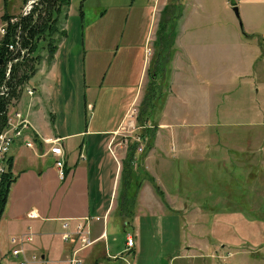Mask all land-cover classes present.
<instances>
[{
  "label": "rangeland",
  "instance_id": "374dc122",
  "mask_svg": "<svg viewBox=\"0 0 264 264\" xmlns=\"http://www.w3.org/2000/svg\"><path fill=\"white\" fill-rule=\"evenodd\" d=\"M254 1L215 0L214 60L210 63L213 76L208 81V101L198 93L197 99L177 110V118L182 120L179 127L187 135L177 161L181 168L179 192L192 210L183 221V236L190 232L195 239V253L207 255L187 260V264H264V5ZM23 4V0H0V13L18 12ZM177 15L176 7L166 6L162 11V0H70L67 15H61L59 22L64 35L60 40L56 36L57 44L63 40L56 53L57 70L46 75L51 62L43 59V71H37L27 83L36 87L44 83V89H39L42 96H52V106L47 100L43 103L51 129L85 128L94 114L96 122L110 126L123 112L126 96L132 97L136 89L142 93L147 89L148 93L147 78L142 81L143 76L139 77L142 58H152L150 71L154 69L160 37L165 35L163 27ZM178 27L167 35L173 42ZM101 41L102 49L97 46ZM45 42L40 41L28 59L37 54L46 57ZM97 55L104 59L99 68L90 62ZM32 64L38 63L27 62ZM158 77L156 82H161ZM160 84L161 94L158 88L153 92L154 97L164 98L151 116L156 122L171 79L165 78ZM99 87L101 98L96 108L87 109L85 94L92 97ZM143 103L129 108L115 141L129 136L130 143L139 135L138 115L148 106V102ZM205 121L207 124H203ZM175 146L178 148L177 142ZM126 149L123 143L113 151L121 160ZM25 227L22 222L0 223V264H16L10 256L8 239L27 231ZM34 227L31 225L33 234L37 229ZM128 233L133 235L131 226L117 228L114 235L110 234L111 244L122 245ZM34 244L40 246L36 234L26 249ZM228 251L231 256L218 257ZM181 261L167 257V264Z\"/></svg>",
  "mask_w": 264,
  "mask_h": 264
},
{
  "label": "crops",
  "instance_id": "0c3cea01",
  "mask_svg": "<svg viewBox=\"0 0 264 264\" xmlns=\"http://www.w3.org/2000/svg\"><path fill=\"white\" fill-rule=\"evenodd\" d=\"M23 1L18 12L0 13V25L3 23L1 16L4 13L10 16L21 13L29 0ZM254 3L264 5V0H255ZM225 4L229 2L225 1ZM166 6L176 7L178 15L163 27L165 35H162L159 46V42L157 43L159 50L154 60V69L150 71L153 59L146 60L143 57L139 73L140 79L143 76L142 81L147 78V84L154 82L156 86L158 83L156 91L160 94V83L165 78L171 79L169 94L160 117L156 118L157 122L152 121L151 116L164 98L154 97V93H147V89L143 93L136 89L129 99L126 96L123 112L110 126L103 127V124L96 122L94 114L85 128L73 131L51 129L52 124L43 103L47 100L52 106L53 100L51 95L49 98L42 96L44 83L37 87L30 86L34 91L30 96L25 91V87L29 86V78L18 97L12 100L10 110H18L27 116L31 127L23 137L15 140L9 152L12 172L17 178L10 187L0 223L3 220L10 223L22 222L30 231L34 224L40 246L34 244L27 249L25 246V251L27 255L39 254L41 264H67L66 260L78 245V239L74 236L69 243L62 241V222L70 219L73 228V219L84 216H98L100 220L92 222L91 233L95 242L82 251V264H167V257H170V261L182 260L178 264H187V260L207 256L195 253V239L190 232L183 236V221L188 219L186 216L192 210L179 192L181 168L177 161L187 135L179 127L182 120H178L177 110L197 99L198 93H202L205 102L208 101V81L213 76L210 63L214 60L211 54L215 46L216 27L212 16L215 0H162V11ZM175 27H178V32L173 42L167 35ZM62 41L57 44L46 75L57 70L56 61L59 58L56 53ZM131 45L134 46H128ZM97 46L102 49V41ZM43 59L46 60V57L35 64L36 71L33 75L37 71H43ZM133 61L138 62V57ZM90 62L92 66L99 68L104 59L97 55ZM112 64L111 61L109 67ZM160 70L163 79L156 82L154 73ZM100 98V87L92 97L85 94L86 108L94 110ZM89 100L93 102H88ZM142 101L148 102L144 110H151L148 115L145 114L147 117L143 118V122L137 120L140 129L137 137L141 140L139 145L142 146V151L136 148L134 155L139 153L140 156L130 163L126 161L129 136L115 141L116 134L124 123L129 108ZM53 118L51 111L52 121ZM40 137L60 138L66 173L63 179H60L54 167L53 156L46 154L48 145L41 142ZM25 139L33 140V148L24 144ZM149 141L152 146L146 150ZM174 142H177L178 148L174 147ZM123 143L127 149L124 157L119 160L113 150ZM31 211L35 214L34 217H27V213ZM127 226L133 229L134 246H126V237L122 245L111 244L110 234L114 235L117 228L124 230ZM114 241L116 240L112 239Z\"/></svg>",
  "mask_w": 264,
  "mask_h": 264
},
{
  "label": "built area",
  "instance_id": "2783aa9c",
  "mask_svg": "<svg viewBox=\"0 0 264 264\" xmlns=\"http://www.w3.org/2000/svg\"><path fill=\"white\" fill-rule=\"evenodd\" d=\"M158 1V0H155ZM40 0H29L23 7L21 13L19 15L10 16L6 21H4L0 25V35H5L7 31V27L9 25H18L17 31L18 34L15 37V41L12 43H8L7 49L11 53V59L8 62V69L6 72V79L4 84L0 87V95H4L5 97L9 94V88L6 83L9 75V68L13 63L22 62L30 56L29 48L22 46V38L20 36V21L23 16H26L31 9L38 5ZM25 91L28 95H33V88L30 86L25 87ZM12 103V101H11ZM7 106L6 112V124L4 129L0 132V188L2 176L8 171L9 161L11 158L9 157V152L12 144L15 142L17 138H21L24 136L26 130L30 129L31 123L27 116H25L22 112L18 110H10V105ZM41 142L48 145L46 154H51L54 158V167L58 171V176L60 179L65 177L64 170V150L60 143V138L56 137H40ZM135 141L141 144V140L139 137L135 138ZM24 144L33 148L34 142L32 139H25ZM112 151V149L110 148ZM138 151H142V146L138 145ZM82 157V155L80 154ZM12 162V161H11ZM12 172V168H11ZM13 173V172H12ZM34 213L28 212L27 217H34ZM73 228H71L70 219H64L62 222V232L61 239L64 243H69L72 241L74 236L78 239V245L71 251L69 257L67 258V264H82L83 263V255L82 251L89 248L95 242V239L92 237L91 233V225L94 220H100L98 216H84L78 219H73ZM104 235V232L102 233ZM34 234L28 229L24 233L20 235L11 236L8 241L12 246L10 250V256L17 260V264H29V263H39L41 258L36 254L27 255L25 253V245L30 243L33 240ZM134 239L132 234H127L126 236V246L133 247ZM231 252H227L225 255H218L220 258L231 256Z\"/></svg>",
  "mask_w": 264,
  "mask_h": 264
},
{
  "label": "trees",
  "instance_id": "16d2710c",
  "mask_svg": "<svg viewBox=\"0 0 264 264\" xmlns=\"http://www.w3.org/2000/svg\"><path fill=\"white\" fill-rule=\"evenodd\" d=\"M70 0H40L38 5L34 6L33 9L21 18L20 21V36L22 38V46L29 48L30 53L37 49V45L40 41L45 40V46L47 47L46 60L50 63L53 59L54 52L57 47V35L61 37L64 35L65 30L59 27L60 17L65 18L68 13ZM10 15L4 13L1 16V20L6 21ZM18 25H9L5 35L0 39V58L3 62L0 64V87L4 84L6 79V72L8 69V62L11 59V53L7 49V44L15 41V37L18 34ZM162 40V36L160 37ZM160 40V41H161ZM56 43V44H55ZM35 61L39 63L41 60L40 54L32 59H25L22 62H16L9 68V75L7 80V87L9 88V94L7 97L0 95V132L4 129L6 124V112L7 106L11 101L18 97L25 82L33 75L36 71L34 64L27 65V62ZM156 77L159 75V79L162 81L163 75L161 70L157 71ZM158 83L154 86V82L149 85V93L153 94L154 89L158 88ZM153 96V95H152ZM151 110V109H150ZM149 110V112H150ZM148 110H144L141 115H138V120L143 122V118L147 117ZM147 114V115H145ZM137 142L135 140L128 144V154L126 161L130 163L132 159H135L134 150L137 148ZM146 150L151 148V141L147 143ZM125 166V165H124ZM12 162L9 161L8 171L3 174L0 188V218L6 206L10 187L16 180L17 176L11 172ZM158 193L162 195V192L158 190Z\"/></svg>",
  "mask_w": 264,
  "mask_h": 264
},
{
  "label": "water",
  "instance_id": "95a60500",
  "mask_svg": "<svg viewBox=\"0 0 264 264\" xmlns=\"http://www.w3.org/2000/svg\"><path fill=\"white\" fill-rule=\"evenodd\" d=\"M37 2H38V0H37ZM233 10L235 11V13H236V15L238 16V9H237V7H233ZM3 62V59L2 58H0V64Z\"/></svg>",
  "mask_w": 264,
  "mask_h": 264
}]
</instances>
